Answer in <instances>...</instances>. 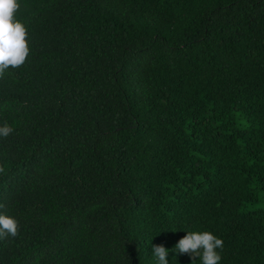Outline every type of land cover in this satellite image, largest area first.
Here are the masks:
<instances>
[{
	"label": "trees",
	"instance_id": "trees-1",
	"mask_svg": "<svg viewBox=\"0 0 264 264\" xmlns=\"http://www.w3.org/2000/svg\"><path fill=\"white\" fill-rule=\"evenodd\" d=\"M0 77V264H264V0H19Z\"/></svg>",
	"mask_w": 264,
	"mask_h": 264
},
{
	"label": "clouds",
	"instance_id": "clouds-1",
	"mask_svg": "<svg viewBox=\"0 0 264 264\" xmlns=\"http://www.w3.org/2000/svg\"><path fill=\"white\" fill-rule=\"evenodd\" d=\"M19 0H0V77L6 70L22 66L30 54L26 25L17 18L20 9ZM13 131L7 123L0 126V137H7ZM4 168L0 166V172ZM18 220L12 216L0 214V239L7 235L18 234ZM223 248V240L210 231L187 232L175 246L179 253H190L202 258V264H218L221 255L217 249ZM153 255L158 264H169V250L162 244L152 246Z\"/></svg>",
	"mask_w": 264,
	"mask_h": 264
}]
</instances>
